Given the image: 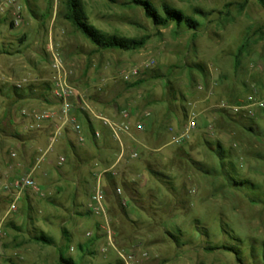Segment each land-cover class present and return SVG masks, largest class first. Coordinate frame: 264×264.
Masks as SVG:
<instances>
[{"label": "rangeland", "instance_id": "1", "mask_svg": "<svg viewBox=\"0 0 264 264\" xmlns=\"http://www.w3.org/2000/svg\"><path fill=\"white\" fill-rule=\"evenodd\" d=\"M115 1L83 0L89 22L108 34L149 36L143 49L97 50L65 19L67 0H25L17 28L0 16V183L36 168L45 195L27 191L12 213L9 199L0 196V264H60V255L75 264H123L102 228L103 216L88 209L99 174L120 154L119 144L111 142V153L91 138L79 146L68 131L45 154L53 129L26 131L20 118L23 108H42L43 102L35 95L18 103L11 97L18 82L29 81L25 90L37 84L34 79L50 77V42L64 53L73 85L106 114L124 107L135 121L145 111L152 114L148 129L135 134L141 144L124 141L139 158L126 153L116 175L101 179L107 193L113 180L115 191L122 190L121 203L128 204L106 193L117 249L147 253L140 264H264V108L252 118L241 115L239 123L220 108L254 91L264 100V8L257 0H149L160 11L168 4L197 20L200 27L191 31L156 28L142 8ZM148 61L153 63L140 77L125 78L124 71ZM138 81L143 83L132 86ZM173 94L186 97L185 110L171 102ZM191 113L198 128L186 143L174 145L173 135L184 130ZM89 119L81 117L84 134L90 137L92 127L104 136L101 123ZM218 144L229 158L225 163L215 153ZM60 157L66 158L63 165ZM129 179L139 194L125 188ZM40 234L54 244L35 241ZM223 247L239 254L209 250Z\"/></svg>", "mask_w": 264, "mask_h": 264}, {"label": "built area", "instance_id": "2", "mask_svg": "<svg viewBox=\"0 0 264 264\" xmlns=\"http://www.w3.org/2000/svg\"><path fill=\"white\" fill-rule=\"evenodd\" d=\"M25 0H0V16H8L14 28L20 27L24 21ZM48 65L50 77L45 80L49 84L48 101L43 102L46 108L27 107L20 111V118L24 121L26 131L32 132L46 127L53 129V134L49 138V146L45 154L52 151L54 146L67 137V132L70 131L75 136V141L79 146H86L91 138V141L96 144L102 139V134L98 130H94L90 137H87L83 132L81 117L89 116L91 120H96L107 129L113 141L119 144L120 154L118 155L115 164L99 174L103 176L111 172L116 175L115 167L123 161L126 153L130 159H138L139 153L136 149L127 151L125 138H131L134 132L143 133L146 131L147 122L151 119V112H143L137 121L134 120L132 111L127 108H121L112 116L106 114L97 104L86 98L79 89H77L71 79L73 72L67 68L66 57L64 53L53 42H50L47 48ZM152 61H148L142 67H132L128 71H124L125 78L134 79L140 77L143 71L152 65ZM29 81L24 79L15 84L18 89H21ZM200 91H204L206 86L201 84L198 86ZM220 108L232 116L244 115L252 118L255 116L257 109L264 108V100L256 97L255 91L248 95L245 100L237 104H229L223 102ZM198 128V116L191 113L188 123L184 130L179 134H174L172 143L174 145H183L190 139L191 133ZM66 162L65 157H60L58 164L63 165ZM36 168L28 170L23 175H18L11 182L0 183V196L7 197L10 201L8 213L16 212L17 206L23 195L27 191H32L40 197H45L39 183L35 179ZM117 196H121L122 190H116ZM123 206H127V201L122 200ZM89 211L97 216H103L105 224L102 227L106 231L107 239L110 245L118 254L123 264H140L141 259L148 256L147 253L140 257L134 252H126L117 249L113 242V233L109 224L106 205V193L102 186L101 179L98 178L97 186L91 196V201L88 205ZM91 234H88L90 236ZM1 242V238H0ZM1 247V243H0ZM73 251V248H71Z\"/></svg>", "mask_w": 264, "mask_h": 264}, {"label": "trees", "instance_id": "3", "mask_svg": "<svg viewBox=\"0 0 264 264\" xmlns=\"http://www.w3.org/2000/svg\"><path fill=\"white\" fill-rule=\"evenodd\" d=\"M103 1H108L109 3L112 4L116 3L115 0H103ZM257 1L264 8V0H257ZM126 5L142 8L145 13V16L152 22V24L156 28H161V27L167 28L170 25H175L178 28L184 26L191 31H197L198 28L200 27V24L197 20L186 15L183 11L171 7L168 4H163L161 6V11L149 0H126ZM196 14L202 15L203 13L200 10H196ZM64 17L77 29V31H79L92 45H94L97 50L100 51H122V52L138 51L143 49L150 39L149 36L128 38L116 34H108L99 30L89 22V19L85 12L83 0H67V11ZM10 27H13L12 24H10ZM142 83H143L142 81H138L134 83L132 86L134 87L140 86ZM32 95H35V98L41 102L48 101L49 84L46 81L38 82L37 84L29 85L25 90L18 89L16 86L12 87L11 97L13 98V101L16 103ZM186 101L187 100L186 97H184V95L176 96V94H173L171 98V102L173 104L176 105L178 103H181L183 110L186 109L185 108ZM229 116L232 117L230 118L234 122L237 121L239 123L240 121L244 120L243 119L244 117L241 115L232 116L229 114ZM84 118L89 119V116H85ZM248 129L250 131H254V128L252 127H248ZM93 131L94 129L90 127V132L92 133ZM74 152L76 155V150ZM215 153L220 158L221 163H225L229 159L228 156L225 155V152L221 150L220 144H218V149H216ZM91 160L92 159H90V161ZM112 164L109 165V168L111 167ZM109 168H105L104 170ZM149 171L155 177H159V178L164 177L162 176V174L155 172L152 169H149ZM109 178H111L110 175ZM112 181L113 180H110L109 182V187L112 190V192H110V197L117 200L116 202L121 205V198L117 196L115 191L116 186L115 183ZM243 184L244 182H235L236 186ZM124 186L132 194H139L134 183L128 181L124 183ZM33 239L37 242L44 243L47 245L54 244L53 240L45 236L44 234L34 236ZM216 249H225L239 254V252H237L232 247L210 248L209 250L214 251ZM60 264H75V262L72 259H68L65 258L63 255H60Z\"/></svg>", "mask_w": 264, "mask_h": 264}, {"label": "crops", "instance_id": "4", "mask_svg": "<svg viewBox=\"0 0 264 264\" xmlns=\"http://www.w3.org/2000/svg\"><path fill=\"white\" fill-rule=\"evenodd\" d=\"M42 69V68H41ZM44 72L41 70V72H40V74L42 75ZM33 81H35V82H33V83H38V82H40V81H42L41 80V78H36V79H34ZM46 106H49L48 104L46 105ZM46 106H44V105H42V108H46ZM150 120L147 122V128H146V130L148 129V127H149V125H150ZM106 130V133L104 134V136L102 135V139L104 140L103 142H102V139L100 140V141H98L97 143H96V145L99 147V148H101V147H103V148H107V147H109V148H107V149H105V151H110V153H111V151H113V149H111L112 147H114V146H112V141H113V139H112V137H111V134H110V132L107 130V129H105ZM135 134H140V133H138V132H134L133 133V136L131 137V138H128V137H126L125 138V142L126 143H131L129 140H131L132 141V143H131V146L132 147H136V145H135V142L136 143H140L139 142V137H137ZM141 144V143H140ZM143 147H145V146H143ZM114 152V151H113ZM114 155V154H113ZM110 161H112L110 158H108V163L110 162ZM113 165H111V167H112ZM106 170H108V169H106ZM106 170H102L101 171V173H103L104 171H106ZM100 173V174H101ZM98 178H100V179H102V176L100 177V176H98ZM129 182H131L132 180H128ZM105 193H107L106 191H105ZM110 194V192H108L107 193V195L108 196H110L109 195ZM115 201H117V200H115ZM128 205V204H127ZM108 209V208H107ZM127 209V208H126ZM127 211V213L129 214V215H132L133 217H138L135 213H131V212H128V209L126 210Z\"/></svg>", "mask_w": 264, "mask_h": 264}]
</instances>
